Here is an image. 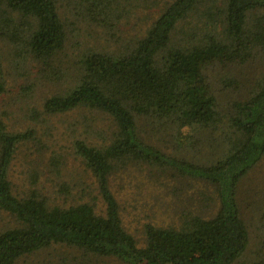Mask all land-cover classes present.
Listing matches in <instances>:
<instances>
[{"label": "trees", "instance_id": "1", "mask_svg": "<svg viewBox=\"0 0 264 264\" xmlns=\"http://www.w3.org/2000/svg\"><path fill=\"white\" fill-rule=\"evenodd\" d=\"M68 10L110 38L129 12L122 0H0V40L53 81L68 73L36 115L85 108L110 118L108 143L73 139L97 193L69 206L38 188L16 193L9 169L36 131L8 130L0 118V264H32V254L60 245L126 264H231L249 240L239 184L264 155V0H168L140 36L110 51L78 50L75 60L67 59ZM1 60L0 52V92ZM64 62L72 65L61 68ZM245 66L253 72L243 73ZM171 142L176 153L166 150ZM129 162L212 187L216 211L182 210L178 226L147 222L140 245L109 182Z\"/></svg>", "mask_w": 264, "mask_h": 264}, {"label": "rangeland", "instance_id": "2", "mask_svg": "<svg viewBox=\"0 0 264 264\" xmlns=\"http://www.w3.org/2000/svg\"><path fill=\"white\" fill-rule=\"evenodd\" d=\"M166 1L122 0L129 12L113 30L118 36L112 38L108 29L89 25L85 19L75 18L70 10L66 11V20L70 21L72 30L66 47L67 59L75 60L80 53L78 50L90 47L110 51L122 42L140 36ZM0 52L5 85L0 92V118L8 130L32 128L36 131L34 138L21 142L14 154L8 174L13 190L18 194H28L33 188H38L50 196L53 203L64 206L89 200L97 193L95 177L74 153L73 139L84 137L97 145L108 143L110 118L103 112L85 108H73L55 115L44 114L42 117L36 115L35 112L42 110L41 103L46 96L65 87L66 82L68 84V73L62 81L43 76L33 62L28 60L24 65L22 57H15L12 46L4 40H0ZM70 65L64 62L60 67ZM252 69L245 66L242 72L248 75ZM22 85L33 89L20 92L19 86ZM159 140L155 143L169 140V136ZM166 150L177 152L172 142L166 145ZM114 171L109 182L119 202L123 225L140 245L144 242L143 230L147 222L178 226L182 223V210L204 214L216 211L212 207L213 189L202 182L176 180L166 172L134 162L127 163L125 169ZM98 201L101 211L103 207L100 199ZM238 201L249 240L244 253L231 264H264V155L239 184ZM38 253L32 254L28 261L32 264H36L38 259L53 264H126L114 257L86 255L64 245L44 249L42 255Z\"/></svg>", "mask_w": 264, "mask_h": 264}]
</instances>
